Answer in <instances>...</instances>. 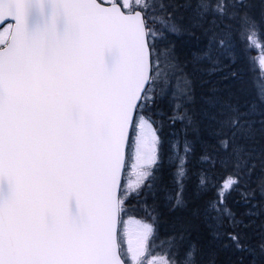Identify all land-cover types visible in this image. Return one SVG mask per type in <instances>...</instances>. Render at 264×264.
Returning <instances> with one entry per match:
<instances>
[{
    "label": "snow or ice",
    "instance_id": "obj_1",
    "mask_svg": "<svg viewBox=\"0 0 264 264\" xmlns=\"http://www.w3.org/2000/svg\"><path fill=\"white\" fill-rule=\"evenodd\" d=\"M31 4L0 0V264H264V0Z\"/></svg>",
    "mask_w": 264,
    "mask_h": 264
},
{
    "label": "trees",
    "instance_id": "obj_2",
    "mask_svg": "<svg viewBox=\"0 0 264 264\" xmlns=\"http://www.w3.org/2000/svg\"><path fill=\"white\" fill-rule=\"evenodd\" d=\"M256 39L258 41V45L256 47H250L248 49L249 58L251 59V62H254L253 66L255 68V71L251 72L250 75L248 76V80L254 83V86L253 87L251 86L250 91H248L253 94L252 96L253 98L256 97L259 90L264 89V75L261 74V69L258 62V58L260 57L261 54L259 44H264V40H261L259 37H257ZM127 203L128 205H132L134 203V200H129ZM128 216H134L137 219H144V220L147 219L145 217L144 212L140 209L139 206L129 207L123 219L127 220ZM163 235H164V231L163 228H161V236ZM156 243L159 244V241H157ZM165 247L166 245L160 247H154L150 242V251L148 254L145 255L144 264H148V262L152 260H157L159 264L160 258L164 255Z\"/></svg>",
    "mask_w": 264,
    "mask_h": 264
},
{
    "label": "water",
    "instance_id": "obj_3",
    "mask_svg": "<svg viewBox=\"0 0 264 264\" xmlns=\"http://www.w3.org/2000/svg\"><path fill=\"white\" fill-rule=\"evenodd\" d=\"M52 4L51 0H43V8L40 7L38 0H32V4L28 10L27 17V26L30 32H35L37 30L43 29V27L51 21L52 18ZM11 22L6 21L5 23L0 24V27L5 25L6 23ZM66 27V21L61 16L57 20V31L59 33H63ZM115 54L106 53L105 59L109 66H111L115 62ZM8 190L7 184L5 183L3 186V191L6 194ZM72 211L76 213V205L75 202L72 203Z\"/></svg>",
    "mask_w": 264,
    "mask_h": 264
},
{
    "label": "rangeland",
    "instance_id": "obj_4",
    "mask_svg": "<svg viewBox=\"0 0 264 264\" xmlns=\"http://www.w3.org/2000/svg\"><path fill=\"white\" fill-rule=\"evenodd\" d=\"M118 2H120L122 4L123 0H118ZM129 2H130V4L135 5L136 0H129ZM258 62H259V60H258ZM131 162H134V161H131ZM131 162L129 163V166H128V168L125 171L124 182H123L124 185H127L128 183H133L134 184L135 181L137 180V176H136L135 172L131 168ZM144 258L145 257H143L142 259L144 260ZM154 264H158V261L154 260Z\"/></svg>",
    "mask_w": 264,
    "mask_h": 264
},
{
    "label": "bare ground",
    "instance_id": "obj_5",
    "mask_svg": "<svg viewBox=\"0 0 264 264\" xmlns=\"http://www.w3.org/2000/svg\"><path fill=\"white\" fill-rule=\"evenodd\" d=\"M242 60H243V62H244V64H245V66L247 67L248 65H249V63L251 62V59L249 58V54H248V50L246 51V53H244L243 55H242ZM250 75V73H248V75L246 76V80H247V89H248V91H250V88H251V86L253 87L254 86V83L252 82V81H249L248 80V76ZM250 93V95L251 96H253V94L251 93V92H249ZM8 188V187H7ZM8 191V190H7ZM7 191H6V193H7Z\"/></svg>",
    "mask_w": 264,
    "mask_h": 264
}]
</instances>
